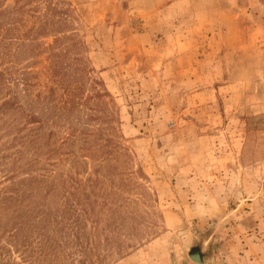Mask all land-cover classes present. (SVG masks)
Wrapping results in <instances>:
<instances>
[{"label": "rangeland", "instance_id": "rangeland-1", "mask_svg": "<svg viewBox=\"0 0 264 264\" xmlns=\"http://www.w3.org/2000/svg\"><path fill=\"white\" fill-rule=\"evenodd\" d=\"M196 239L264 264V0H0V264Z\"/></svg>", "mask_w": 264, "mask_h": 264}, {"label": "water", "instance_id": "water-1", "mask_svg": "<svg viewBox=\"0 0 264 264\" xmlns=\"http://www.w3.org/2000/svg\"><path fill=\"white\" fill-rule=\"evenodd\" d=\"M203 243H204V241L202 242L201 239H199V240L196 239L195 241H193V243L189 244L187 249H186L187 255L192 261H194L196 263L211 264L210 261H206L207 257L205 258L206 253L207 252L210 253L209 246L204 245ZM202 244H203V246H201ZM194 253H197L198 255H195ZM207 255L209 256V254H207Z\"/></svg>", "mask_w": 264, "mask_h": 264}, {"label": "trees", "instance_id": "trees-1", "mask_svg": "<svg viewBox=\"0 0 264 264\" xmlns=\"http://www.w3.org/2000/svg\"><path fill=\"white\" fill-rule=\"evenodd\" d=\"M7 101H9V100H6V101H4V103H3V104H6V103H7ZM76 238H77V239L79 238V233H76Z\"/></svg>", "mask_w": 264, "mask_h": 264}, {"label": "bare ground", "instance_id": "bare-ground-1", "mask_svg": "<svg viewBox=\"0 0 264 264\" xmlns=\"http://www.w3.org/2000/svg\"><path fill=\"white\" fill-rule=\"evenodd\" d=\"M202 246V245H201ZM195 255H198L197 253H194ZM208 252L206 253V256H205V258L207 257L208 258ZM200 257V256H199ZM206 261H209L208 259L206 260Z\"/></svg>", "mask_w": 264, "mask_h": 264}]
</instances>
